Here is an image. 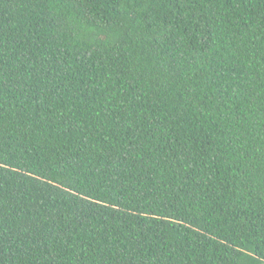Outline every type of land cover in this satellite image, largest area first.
Masks as SVG:
<instances>
[{
  "label": "trees",
  "instance_id": "1",
  "mask_svg": "<svg viewBox=\"0 0 264 264\" xmlns=\"http://www.w3.org/2000/svg\"><path fill=\"white\" fill-rule=\"evenodd\" d=\"M0 264H264V0H0Z\"/></svg>",
  "mask_w": 264,
  "mask_h": 264
}]
</instances>
